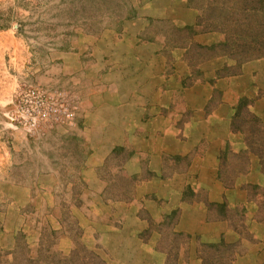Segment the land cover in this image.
I'll use <instances>...</instances> for the list:
<instances>
[{
    "label": "rangeland",
    "instance_id": "rangeland-1",
    "mask_svg": "<svg viewBox=\"0 0 264 264\" xmlns=\"http://www.w3.org/2000/svg\"><path fill=\"white\" fill-rule=\"evenodd\" d=\"M129 25L145 30L127 35ZM127 36L132 51L180 47L195 64L225 59L216 74L240 73L264 58V0H0V264H264V117L252 111L253 82L237 99L239 143L223 147L218 171L226 188L253 172L246 203L204 210L230 236L204 240L205 227L179 226L181 210L146 205L137 193L152 173L123 168L128 147L95 162L88 77L108 72L106 45ZM189 69L202 77L198 64Z\"/></svg>",
    "mask_w": 264,
    "mask_h": 264
},
{
    "label": "crops",
    "instance_id": "crops-1",
    "mask_svg": "<svg viewBox=\"0 0 264 264\" xmlns=\"http://www.w3.org/2000/svg\"><path fill=\"white\" fill-rule=\"evenodd\" d=\"M126 30L127 35H136L145 27L129 25ZM130 40L127 36L107 44L108 72L88 77L91 84L87 87L91 92L96 90L91 96L96 114L93 127L100 131L95 162L102 164L109 147H128L132 156L123 168L152 173L151 179L149 175L143 179L137 193L149 197L143 200L146 205L154 206L157 214L162 211L160 215L181 210L179 226L193 233L197 227H205L211 234L203 232L204 240L214 237L212 242L217 241L222 232L230 236L227 221L206 220L205 204L223 203L232 209L237 203H246L241 187L248 185L253 172H244L231 188H226L219 177V162L223 147L233 148L239 143L233 119L237 99L243 97L242 88L249 85L251 93V82L255 92L261 93L252 111L264 117V58L245 65L240 73L228 75L216 74L225 59L200 61L196 64L201 66L202 77L190 78L189 67L196 64L182 48H165L158 53L159 47L151 49L153 44L142 43L138 51H132ZM141 58L144 62L140 64ZM131 59L134 61L130 64ZM173 103L178 106L173 107ZM168 109L171 111L165 115ZM171 160H179L181 166L161 180ZM188 191L203 192L205 198L199 193L190 197ZM190 202L200 207L188 209ZM147 224L146 219L139 223Z\"/></svg>",
    "mask_w": 264,
    "mask_h": 264
},
{
    "label": "built area",
    "instance_id": "built-area-1",
    "mask_svg": "<svg viewBox=\"0 0 264 264\" xmlns=\"http://www.w3.org/2000/svg\"><path fill=\"white\" fill-rule=\"evenodd\" d=\"M68 117H70V115Z\"/></svg>",
    "mask_w": 264,
    "mask_h": 264
}]
</instances>
